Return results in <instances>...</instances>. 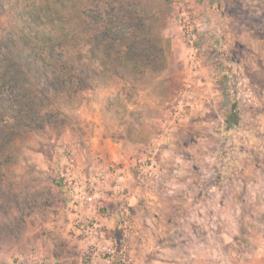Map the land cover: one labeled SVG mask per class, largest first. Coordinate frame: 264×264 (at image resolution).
I'll return each mask as SVG.
<instances>
[{"label":"rangeland","instance_id":"rangeland-1","mask_svg":"<svg viewBox=\"0 0 264 264\" xmlns=\"http://www.w3.org/2000/svg\"><path fill=\"white\" fill-rule=\"evenodd\" d=\"M188 11L196 56L171 0H0V264H264V0Z\"/></svg>","mask_w":264,"mask_h":264},{"label":"built area","instance_id":"built-area-1","mask_svg":"<svg viewBox=\"0 0 264 264\" xmlns=\"http://www.w3.org/2000/svg\"><path fill=\"white\" fill-rule=\"evenodd\" d=\"M171 3L174 9L178 13L177 24L179 25L185 42L191 49V53L195 56L199 52V47L196 45L198 41V25L196 23V19L193 15L188 11V3L189 0H171ZM156 165L155 162L151 163V167ZM141 170H144V164L141 163ZM116 167L111 166V170L115 171ZM68 177L67 181L69 183V191H70V218L76 220V228L77 232H79L80 236L84 239H98L102 238L103 234L99 229L98 223H95L97 219L95 205L101 199V192H98V182L100 178H103V173H98L97 175L85 177L83 176V171H80L75 164H69L66 168ZM83 206L88 207V214L82 212L81 208ZM94 207V208H93ZM92 210L93 213H92ZM128 218V214L126 215ZM125 216V217H126ZM89 219L90 222L86 226L79 227L80 221L79 219ZM75 227V225H74ZM127 227V222L125 221L124 228ZM95 247L97 245H94ZM124 248H126L124 246ZM97 250L102 252L104 256H106L109 260L114 259L117 255H119V251L117 247L113 244L111 240H105L102 245L97 247ZM124 250V249H123ZM123 251L121 250L120 253ZM124 262V260H123Z\"/></svg>","mask_w":264,"mask_h":264},{"label":"crops","instance_id":"crops-1","mask_svg":"<svg viewBox=\"0 0 264 264\" xmlns=\"http://www.w3.org/2000/svg\"><path fill=\"white\" fill-rule=\"evenodd\" d=\"M56 257H57V264H64L63 261H62L63 259H60L61 256L59 257V259H58V256H56ZM59 260H60V261H59ZM74 260H75V259H74ZM74 260H72L70 264H77V262L74 261ZM87 263H88V264H112V263L108 262L107 260H99V261H97L96 263H92V261H88V260H87ZM80 264H82V263H80ZM141 264H142V263H141Z\"/></svg>","mask_w":264,"mask_h":264},{"label":"trees","instance_id":"trees-1","mask_svg":"<svg viewBox=\"0 0 264 264\" xmlns=\"http://www.w3.org/2000/svg\"><path fill=\"white\" fill-rule=\"evenodd\" d=\"M42 13V11H35V13ZM21 28V27H20ZM24 28H28V27H24ZM18 33V32H17ZM50 35V33H47V35L46 34H44V33H42V35H41V37H46V36H49ZM14 37H15V34L13 35ZM21 36H22V34H21ZM21 36H18V37H20L21 38ZM36 36H38V35H36ZM51 36V35H50ZM15 45V44H14ZM231 124H233L232 122H230ZM235 124V123H234Z\"/></svg>","mask_w":264,"mask_h":264}]
</instances>
